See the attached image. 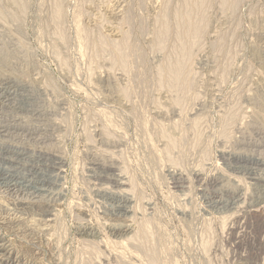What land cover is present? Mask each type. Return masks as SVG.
<instances>
[{
	"label": "rangeland",
	"instance_id": "obj_1",
	"mask_svg": "<svg viewBox=\"0 0 264 264\" xmlns=\"http://www.w3.org/2000/svg\"><path fill=\"white\" fill-rule=\"evenodd\" d=\"M0 243L264 264V0H0Z\"/></svg>",
	"mask_w": 264,
	"mask_h": 264
},
{
	"label": "bare ground",
	"instance_id": "obj_2",
	"mask_svg": "<svg viewBox=\"0 0 264 264\" xmlns=\"http://www.w3.org/2000/svg\"><path fill=\"white\" fill-rule=\"evenodd\" d=\"M177 175H178V174H177ZM118 184H119V183H118ZM123 184H124V183H123ZM120 186H121V185H120ZM39 190H40V189H39ZM121 199H122V198H121ZM124 199H126V198H124ZM129 199H130V198H129ZM126 202H127V201H126ZM116 206H117V205H116ZM128 208H129V207H128ZM48 217H49V216H48ZM1 243H2V242H1ZM1 243H0V245H1ZM2 244H3V243H2ZM2 246H3V245H2ZM6 248H7V247H6ZM0 251H1V250H0ZM3 252H4V251H3ZM1 253H2V252H1ZM1 253H0V255H2ZM4 255L6 256L5 252H4ZM2 256H3V255H2ZM0 260H1V259H0ZM1 261H2V260H1ZM13 262H14V261H13ZM10 263H11V262H10ZM4 264H5V263H4Z\"/></svg>",
	"mask_w": 264,
	"mask_h": 264
}]
</instances>
